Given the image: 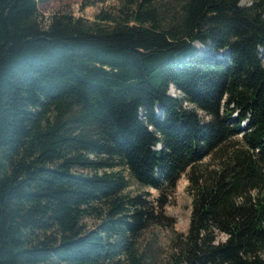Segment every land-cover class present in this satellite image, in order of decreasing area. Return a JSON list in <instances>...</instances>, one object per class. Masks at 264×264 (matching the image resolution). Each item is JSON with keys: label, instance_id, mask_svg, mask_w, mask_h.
<instances>
[{"label": "trees", "instance_id": "obj_1", "mask_svg": "<svg viewBox=\"0 0 264 264\" xmlns=\"http://www.w3.org/2000/svg\"><path fill=\"white\" fill-rule=\"evenodd\" d=\"M44 1L0 0V264H150L124 172L169 192L189 169L175 264H264V0Z\"/></svg>", "mask_w": 264, "mask_h": 264}, {"label": "rangeland", "instance_id": "obj_2", "mask_svg": "<svg viewBox=\"0 0 264 264\" xmlns=\"http://www.w3.org/2000/svg\"><path fill=\"white\" fill-rule=\"evenodd\" d=\"M92 1L94 0H45L40 3L39 8L40 12L46 18H49L54 13H63L93 21L100 11L116 4L114 0H106L104 4L90 5ZM250 1L242 0L241 3L242 5H246ZM84 5L90 6L82 9ZM196 47L198 50L205 49L203 45H196ZM169 93L174 96L177 92L172 89ZM240 140L241 136L235 138L233 141L237 142ZM232 146L233 143H230L227 145V148L230 149ZM224 152L221 150L208 156L197 166L195 173H204L221 166L224 160ZM123 169L120 168V170ZM124 173L130 179L131 185L127 193L133 196L144 194V199L150 205V211L157 217V222L149 225L140 234L141 251L148 257L150 264H175V258L178 254V243L188 233L193 211V197L189 191L192 170L189 169L184 173L177 182L176 188L169 192H160L148 187H142L130 177L126 170ZM86 222L90 227L95 224L94 219L91 218H87ZM226 240V235L221 233L217 234L218 242H225Z\"/></svg>", "mask_w": 264, "mask_h": 264}, {"label": "water", "instance_id": "obj_3", "mask_svg": "<svg viewBox=\"0 0 264 264\" xmlns=\"http://www.w3.org/2000/svg\"><path fill=\"white\" fill-rule=\"evenodd\" d=\"M227 52H228V50H227V51H225L224 53H227ZM219 56H221V57H222V53H220V54H219Z\"/></svg>", "mask_w": 264, "mask_h": 264}]
</instances>
